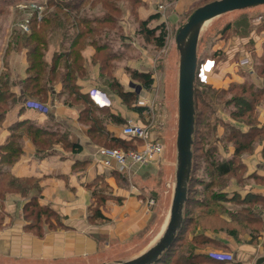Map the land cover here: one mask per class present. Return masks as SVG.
<instances>
[{
	"label": "crops",
	"instance_id": "1",
	"mask_svg": "<svg viewBox=\"0 0 264 264\" xmlns=\"http://www.w3.org/2000/svg\"><path fill=\"white\" fill-rule=\"evenodd\" d=\"M249 41L233 40L230 50L222 42L217 50L225 49L230 56L241 46L242 52ZM253 42L256 48L252 52L259 55L263 51L264 33L256 35ZM45 53V61L51 68L55 56L62 52L48 42ZM81 57L84 72L73 81V87L78 90L75 93L91 102L90 91L101 89L113 103L111 108H105L110 113L104 122L95 119L100 130L93 127V108L77 101L75 94L65 90L61 64L58 67L60 75L49 83L48 96L43 102L50 108V113L45 115L25 108L27 101H40L24 91L25 81L30 75L28 49L9 51L7 43L3 46L0 78L4 71L9 73L13 101L4 113L0 112V169L6 170L17 181L36 186L38 191L32 189L28 193L30 198L22 192H9L0 198V264H110L129 261L145 253L159 239L168 222L156 209L148 206V199L136 188L130 191L117 181L119 176L128 180L126 176L101 164L97 148L102 138L110 135L123 139L121 129L124 123L129 120L142 123L144 113L131 112L119 92L115 96L106 85L97 62L98 53L92 43L87 44ZM207 59L216 61L210 82L224 83L225 64L213 55L201 61ZM119 78L121 86L125 85L127 77L125 79L121 74ZM260 86H263L262 82ZM122 91L128 93L126 89ZM93 107L100 111L94 104ZM120 119L124 123H119ZM260 123V126L264 125V116L258 119ZM74 146L80 150L75 152ZM244 164L247 166V178L242 184H233L232 189L225 191L231 193L229 198H241L235 203L237 205L227 204V212L216 221L203 218L194 233H188L178 247H172L175 253L168 257L170 261L161 262L162 258L165 259L163 256L157 264H175L177 255L182 264H264V205L262 202L253 204L249 199V196L264 199V156L253 155L244 160ZM153 176V169L148 166L128 182L137 178L141 179L140 182L143 179L144 182L153 181ZM102 183L110 189L107 199L99 204L92 191ZM33 191L37 194H32ZM34 197L38 198L42 208L51 209L61 221V226L46 228L42 236L31 229L30 217L25 212ZM227 228H236L237 236L229 233ZM199 238L209 243H198ZM186 245L189 247L184 252ZM211 252L232 254L234 261H215L209 257Z\"/></svg>",
	"mask_w": 264,
	"mask_h": 264
},
{
	"label": "rangeland",
	"instance_id": "2",
	"mask_svg": "<svg viewBox=\"0 0 264 264\" xmlns=\"http://www.w3.org/2000/svg\"><path fill=\"white\" fill-rule=\"evenodd\" d=\"M51 1L0 0V54L5 43L9 49L24 48L22 43H17L19 32L21 37L31 35L35 25L39 29L42 19H53L55 14L60 24L47 27L44 36L47 44L52 42L53 47H59L62 54L66 53L63 51L71 54L73 50L75 55V52L82 53L83 46L93 41L106 85L115 96L122 89L128 90L130 101L127 105L131 112L136 107L147 109L141 116L142 123H139L151 126L153 137L160 139L164 146L160 163L150 166L153 169V181L144 182L143 179L140 182L141 179L137 178L128 182V178L125 180L121 176L117 181L130 191L136 188L148 202L154 200L153 208L163 220H167L173 200L177 160L180 53L176 40L179 30L197 9L218 0H80L74 7H66L69 0H55L64 4L60 10L55 6L49 7ZM155 15L160 16L159 19L148 20ZM145 21L148 22L146 27L143 25ZM23 26H27V29ZM158 26L164 27L167 34L164 47L157 46L154 38L146 35L147 29L152 30ZM228 26L231 28L223 32ZM88 29L94 32L79 40L78 34ZM235 29L238 34L234 32ZM263 33L264 5L230 12L204 25L198 46L199 59L201 61L211 55L219 58L225 64L226 78L222 84L211 80L208 84L196 82L194 173L189 217L207 212L208 206L213 211L215 205L220 204L222 210L227 211V204L237 205L235 203L241 198H229L231 193L228 195L225 191L232 189L233 184H242L243 179L247 178L244 160L253 155L264 156V136L254 138L252 143L248 140V137L253 138L255 134L251 123H258V119L264 116V108H261L264 107V45L260 56L252 52L256 48L253 42L256 35L262 36ZM159 35L160 31L156 33V36ZM236 39L250 40L243 46L242 52V46L238 48L239 51L234 49L230 56L225 49L221 53L217 50L218 44L222 42L230 50V42ZM74 41L78 42L76 46L72 45ZM242 60H247L249 64L240 66ZM141 71L147 72L153 80L150 90L145 89L144 80L135 76V73ZM121 74L125 79L127 77L123 86L120 84ZM261 82L263 86H260ZM92 108L94 119L104 122L109 117L108 109L95 111L96 108ZM258 125L264 127L260 126L261 123ZM243 134L249 136L246 138ZM110 140V137L102 138L98 143L99 148L119 147ZM236 142L240 146L247 145L248 149L237 152L239 144ZM229 162L233 167L232 173L218 176L217 165ZM109 189L106 183L95 186L92 194L99 204L102 199H107ZM218 192H222L219 198L214 195ZM32 194L36 195L37 192L33 191ZM201 204L203 208L198 210ZM222 210H216L219 216L225 213ZM33 212L34 216L29 222L38 224L39 231L43 232L55 221L54 218L44 216L38 222V210ZM226 230L234 232L233 228ZM173 247H178V242ZM188 247L186 245L183 251H187ZM177 259L181 261L179 255Z\"/></svg>",
	"mask_w": 264,
	"mask_h": 264
},
{
	"label": "trees",
	"instance_id": "3",
	"mask_svg": "<svg viewBox=\"0 0 264 264\" xmlns=\"http://www.w3.org/2000/svg\"><path fill=\"white\" fill-rule=\"evenodd\" d=\"M80 2V0L78 1H71L69 0L66 3V7H74L76 5H78ZM51 6H55L57 9H61L63 8L64 4H60L58 2H55V0L51 1L49 3V7ZM53 19L47 18L45 17L44 19L41 20V26L39 25V29L36 27V25L33 27L32 33L31 35H24L23 37L20 36V32L17 36V43L24 45V48H20V47H16L13 49H9L8 50H21V49H28V54H29V78L25 81V85H24V91L25 94L31 96V97H35L38 98L42 104H44L43 102L47 99L48 96V85L50 82H53L57 79L58 75H60V72L58 71V67L60 65V61L64 58L63 62H62V66L64 68V74L61 76L63 84H64V88L65 90L67 89L69 92H71V94H75V98L77 101H82L84 102V104H86L88 107H92L93 104L91 102H89L84 96L80 95L79 93H75V91H78L75 87H73V81H75V79L80 76V74H82L84 72V61L81 57V53H77L75 52L74 55V51L72 50L71 54H69L67 51H64L66 53L62 54H58L55 56L53 62H52V66L51 68H48L47 62L45 61V52H46V48L48 46L47 41L44 39V36H46V29L48 26L53 25V24H60V22L58 21V16H53ZM160 16H151L150 19L148 20H157L159 19ZM148 22L145 21L144 22V26L146 27V24ZM51 28V27H50ZM231 27L228 26L227 28L224 29L223 32H226L230 29ZM52 30V28L50 29ZM54 31V30H53ZM160 31V35L156 36V33ZM94 32L93 29H88L87 32H83L78 34V38L79 40L81 39V37H85L87 35H91ZM235 33H237V30L235 29L234 31ZM238 34V33H237ZM146 35L148 37L154 38L155 43L157 44V46L159 47H164L165 46V40H166V32L164 27H156L152 30L147 29L146 31ZM67 38V36H66ZM75 40V39H74ZM32 42L34 44H32ZM16 43V44H17ZM90 43L93 44V41H90ZM78 44V42H72V45L76 46ZM89 44V43H88ZM43 47V49H40V47ZM85 48V46H83V49ZM62 54V55H61ZM49 70V71H48ZM135 76L141 80H144L145 83V89L150 90L152 88L153 85V80L151 78L150 75H148L147 73H135ZM258 95V94H257ZM13 95L10 92V75L8 72H5L1 75L0 78V103H1V113H4L6 110V107H8V104L11 103V99ZM119 96L124 100V102L128 103L130 101L129 97L130 94L129 93H124L123 91L119 92ZM195 106L197 107V103H196V94H195ZM256 107V106H255ZM137 113L139 114H143L147 109L144 108H139L136 107L134 109ZM109 116V114H108ZM93 122V127L97 128L98 130L101 129L99 122L97 120H92ZM119 123H124L123 120L120 119ZM127 123V122H126ZM124 123V124H126ZM257 122H255V124L251 123V128L253 133H255L252 137H248V134H243L246 138L248 137V140L251 141V143L253 142L254 138H259L261 135L264 136V127H259V125ZM257 126V127H256ZM105 137H110V135H106ZM111 138V142L115 143L116 145H119V147H115L112 149H122L125 151H129V150H136L141 144L140 142H135V141H129V140H125V139H120V138H114V137H110ZM240 142V141H239ZM242 143V141L240 142ZM236 144H239L236 142ZM250 144V143H249ZM75 152H78L80 150V147L74 146L73 147ZM107 148V147H106ZM110 148V147H109ZM248 147L247 145H241L239 144V148L237 149V152H242L247 150ZM232 162V161H230ZM224 163L221 164L220 166L217 165V172H218V176H227L229 174L232 173L233 171V167L231 165V163ZM194 172H192L193 174ZM192 178L193 175L191 176V182L189 184V195H188V201L186 203L185 206V211H184V225L183 228L181 230V232L179 233L180 235L177 238L178 243H181L185 240V238L187 237L188 233H194L196 227L199 225L200 221L205 218V219H210L211 221H216L219 213L218 210H222V206L220 204L215 205V208L213 211H210L212 209H209L208 206V211L196 216H192L189 217L188 216V208L191 205V197H190V193H191V185H192ZM32 189H35L38 191V188L28 182H21V181H17L15 179H13L9 173L6 170L0 169V198H4L5 194L9 193V192H22L23 194H28ZM222 192H218L215 193L214 195L217 196V198H219L218 196L221 195ZM249 199L251 200V202L255 203H263L264 205V199L260 196H249ZM103 200V199H102ZM101 200V201H102ZM197 202H199L198 199H196ZM200 203V202H199ZM38 210L36 218L38 220V222L41 220V218H43L44 216L47 217H51L54 218L55 221L52 222V224L49 225L50 228H56L57 226H61V221L59 219V217L53 212L51 211V209H45L42 208L39 203H38V198L34 197L29 204H27L26 208H25V212L28 214L29 220L34 216V212L33 210ZM201 208H203V205L201 204V206H199L198 210H200ZM30 209L32 211H30ZM205 210H203L204 212ZM223 211V210H222ZM223 212H227L226 210H224ZM194 214H196V212L194 211ZM218 215V216H217ZM220 217V216H219ZM32 224V223H31ZM36 225H31V229H34L37 233H39L40 236H42V231H39V227ZM237 230L236 228L234 229V232L231 234L234 236H237ZM197 242H203L204 244H208L209 242L205 239H201L199 238L197 240ZM176 248V247H175ZM175 248H173L172 250L168 251L164 256L165 259L162 258L161 262L164 263H168L170 261V257L175 253ZM169 257V258H168ZM169 260V261H168ZM176 263L175 264H182L180 260H175ZM180 262V263H179Z\"/></svg>",
	"mask_w": 264,
	"mask_h": 264
},
{
	"label": "water",
	"instance_id": "4",
	"mask_svg": "<svg viewBox=\"0 0 264 264\" xmlns=\"http://www.w3.org/2000/svg\"><path fill=\"white\" fill-rule=\"evenodd\" d=\"M264 5V0H218L197 9L179 30L180 53L178 83V133L175 186L171 210L165 230L142 255L129 261L110 264H157L175 245L184 225L189 184L193 172V145L196 129V76L199 66L198 46L205 22L230 12ZM106 264V263H104Z\"/></svg>",
	"mask_w": 264,
	"mask_h": 264
},
{
	"label": "built area",
	"instance_id": "5",
	"mask_svg": "<svg viewBox=\"0 0 264 264\" xmlns=\"http://www.w3.org/2000/svg\"><path fill=\"white\" fill-rule=\"evenodd\" d=\"M27 29V26H23ZM240 66L244 67L249 64L247 60H242ZM216 69V61L207 59L205 62L200 61L196 81L201 84H208L211 75ZM91 102L100 109L111 108L113 106L111 97L101 89H92L89 93ZM25 108L36 110L42 114H49L50 108L46 104L39 101H27ZM122 138L129 141L140 142V146L136 150L125 151L122 149L97 148L98 156L101 164L105 168H114L121 175L128 179L133 178L142 169L159 164L164 153V146L160 140H155L152 135L150 126H145L139 122L132 120L127 121L121 129ZM155 205L154 200L148 202L151 208ZM209 257L215 261L223 263H231L234 256L229 253H213Z\"/></svg>",
	"mask_w": 264,
	"mask_h": 264
},
{
	"label": "bare ground",
	"instance_id": "6",
	"mask_svg": "<svg viewBox=\"0 0 264 264\" xmlns=\"http://www.w3.org/2000/svg\"><path fill=\"white\" fill-rule=\"evenodd\" d=\"M210 21H212V20H210ZM210 21L205 22V24L208 23V22H210ZM205 24H204V25H205ZM203 28H204V26H203ZM164 230H165V229H164ZM163 232H164V231H163ZM163 232H162V233H163ZM161 235H162V234H161Z\"/></svg>",
	"mask_w": 264,
	"mask_h": 264
}]
</instances>
